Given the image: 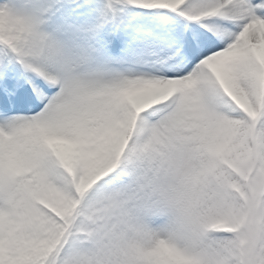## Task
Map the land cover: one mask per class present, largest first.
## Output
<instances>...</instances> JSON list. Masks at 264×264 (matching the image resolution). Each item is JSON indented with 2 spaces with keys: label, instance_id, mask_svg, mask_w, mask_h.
<instances>
[{
  "label": "snow or ice",
  "instance_id": "obj_1",
  "mask_svg": "<svg viewBox=\"0 0 264 264\" xmlns=\"http://www.w3.org/2000/svg\"><path fill=\"white\" fill-rule=\"evenodd\" d=\"M0 264H264V0H0Z\"/></svg>",
  "mask_w": 264,
  "mask_h": 264
}]
</instances>
